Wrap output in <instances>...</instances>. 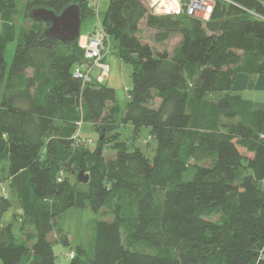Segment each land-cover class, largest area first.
<instances>
[{"label": "trees", "instance_id": "1", "mask_svg": "<svg viewBox=\"0 0 264 264\" xmlns=\"http://www.w3.org/2000/svg\"><path fill=\"white\" fill-rule=\"evenodd\" d=\"M232 2L217 0L203 22L153 15L143 0H110L105 30L134 71L119 124L116 91L85 85L72 72L87 63L79 42L71 45L78 53L51 60L54 78L37 69L36 51L70 46L41 41L46 26L29 12L79 4L84 21L94 11L83 0H27L24 17L32 26L17 29L18 0H0V175L7 164L20 200L16 183L25 178L21 234L24 223L32 228L28 245L1 225L10 204L0 192L8 202L0 208V264H57L50 236L74 207L108 209L113 220L96 223L92 244L71 252L70 264H264V110L231 94L236 75H264V20L251 14L264 18V1ZM143 21L157 43L181 35L173 55L137 37ZM79 122L102 130L94 150L74 147L77 128L51 134L57 123ZM121 125L150 130L153 159L122 140ZM105 144L115 152L111 160ZM57 163L88 173L89 183L63 177ZM63 244L69 246L67 236Z\"/></svg>", "mask_w": 264, "mask_h": 264}, {"label": "rangeland", "instance_id": "2", "mask_svg": "<svg viewBox=\"0 0 264 264\" xmlns=\"http://www.w3.org/2000/svg\"><path fill=\"white\" fill-rule=\"evenodd\" d=\"M146 3V0H143ZM264 1V0H263ZM84 2V1H83ZM228 3V2H227ZM233 3V2H232ZM27 0H18V11L16 13V17L14 19L15 26L17 29L20 28H30L32 26V21L26 19L25 16V8H26ZM110 4V0H100L98 6V18L97 14L94 11V15L89 18L82 20V29L81 35L84 33H88V31L92 32L95 28L100 24L98 19L102 21V27L105 30L103 19L106 15ZM149 8V7H148ZM203 22H206L203 20ZM139 33L137 37L142 40L144 43L149 44L155 51H168L171 55L174 54L176 49L180 46L182 37L176 32L171 36V39L166 43H157L155 40L156 32L154 30L149 29L146 26V22H141L139 26ZM3 30V24L0 17V33ZM107 35V55L105 56V63L109 67V75L105 77L103 72H101L98 68H93L91 72L92 83L90 84H98L102 86H106L112 88L116 91V101L117 106L120 109V114L118 118V123L121 124V119L123 114L125 113L128 104L130 102V95L133 90V68L130 64L124 62L120 58V43L119 40L114 37L113 32L109 29V32L105 30ZM90 36V35H89ZM89 39V38H88ZM79 44V43H78ZM17 48V41L10 43L6 52V62L10 65L13 62V57L15 54V50ZM81 48H83L81 46ZM78 47L71 46L69 48H64L60 45L55 46L49 52L47 51H36V60H37V69L45 71L51 78H54V73L50 70L51 60L54 57H59L61 55H67L71 53H78ZM85 56V55H84ZM91 61H88L84 64V69H82L78 65H74L72 67V72H76L77 70L86 71L92 65ZM30 75L33 74V71H30ZM1 91V87H0ZM259 96L264 97L263 90L261 92H257ZM78 124V125H77ZM71 128L70 125H59L57 123L56 129L52 131V136L56 138V136L67 135L69 132L74 133L75 129L77 130L74 133V147L81 149H90L94 150L100 143L102 130L99 128H94L90 124H82V122L77 123ZM64 129V133L61 132V129ZM121 133L122 140L127 141L132 145L135 149L141 150L144 156L148 159H153L156 154L157 149V141L155 139H151L150 130L147 128H142L139 132L136 131L131 125L124 126L121 125ZM101 136V137H100ZM104 145L105 156L108 160H111L114 157L115 152L111 147H106ZM243 151V147L240 146ZM56 150L58 148L56 147ZM56 152V151H55ZM244 152V151H243ZM55 159H57V152L55 154ZM56 162V161H55ZM209 163V162H208ZM207 163V164H208ZM59 167V171L63 172V177L71 176V177H79L81 171L77 169V167L73 168L68 165L57 163ZM8 165L4 164V171H2L0 175V192L2 194L9 195V204L10 207L3 214L1 219V225L3 227L11 228L12 232L18 237L19 241H25L28 245H31V234L32 228L28 226L27 223L25 227H27L22 232V224L20 222V218L22 217V211L19 207L20 202H25L26 197V181L25 178H21L16 183V188L20 192L21 200L18 197L17 193L13 187L10 186V181H8ZM85 173V172H84ZM86 176L89 177L88 173H85ZM85 186V185H84ZM18 200L20 202H18ZM8 202H4L0 199V208L2 210L6 209ZM108 209H105L99 214H95L92 212L90 208H78L74 207L67 212H65L61 217H59L55 223L57 226V231H55L50 236V241L53 243V250L56 257L57 264H70L71 259L69 258V254L71 252H76L77 247L84 246L86 249L92 244L94 238V230L96 223L98 221H108L111 222L113 220V216L109 215ZM220 215L213 216L212 219L218 220ZM1 230V229H0ZM34 232V229H33ZM68 238L69 246H65L63 244L64 238ZM153 250L151 249V252Z\"/></svg>", "mask_w": 264, "mask_h": 264}, {"label": "built area", "instance_id": "3", "mask_svg": "<svg viewBox=\"0 0 264 264\" xmlns=\"http://www.w3.org/2000/svg\"><path fill=\"white\" fill-rule=\"evenodd\" d=\"M87 6L96 12L98 18V6L100 0H83ZM217 0H146L147 5L153 15L162 17H188L199 20L208 21L212 15ZM232 3V0H221ZM258 19L264 20L263 17L251 13ZM92 35L89 36L87 43L83 46L85 60L91 61L92 66L86 71L77 70L74 76L82 80L83 84L92 83L91 72L93 68H98L107 77L109 75V67L104 59L107 55V35L102 27V21ZM7 197V196H6ZM74 257L73 254L70 256Z\"/></svg>", "mask_w": 264, "mask_h": 264}, {"label": "water", "instance_id": "4", "mask_svg": "<svg viewBox=\"0 0 264 264\" xmlns=\"http://www.w3.org/2000/svg\"><path fill=\"white\" fill-rule=\"evenodd\" d=\"M28 16L46 26L40 40L59 43L65 47L77 44L81 37L82 11L79 4H70L62 12L39 8L29 12ZM81 184H88L89 177L84 171L78 177Z\"/></svg>", "mask_w": 264, "mask_h": 264}, {"label": "crops", "instance_id": "5", "mask_svg": "<svg viewBox=\"0 0 264 264\" xmlns=\"http://www.w3.org/2000/svg\"><path fill=\"white\" fill-rule=\"evenodd\" d=\"M90 33L91 31H88V33H84L81 35L79 39L80 47H83L87 43ZM79 66L84 69L83 65ZM262 90L264 92V75L247 76L243 74H238L235 77L233 92H231V94L235 96H241L243 99L251 101L254 108L257 110H264V97L259 96V94H257V92H261ZM113 158L114 157H112V159ZM261 185L264 188V181L261 182Z\"/></svg>", "mask_w": 264, "mask_h": 264}, {"label": "bare ground", "instance_id": "6", "mask_svg": "<svg viewBox=\"0 0 264 264\" xmlns=\"http://www.w3.org/2000/svg\"><path fill=\"white\" fill-rule=\"evenodd\" d=\"M95 29L90 33V35H92L94 33Z\"/></svg>", "mask_w": 264, "mask_h": 264}]
</instances>
